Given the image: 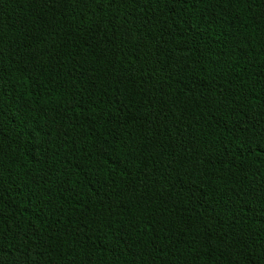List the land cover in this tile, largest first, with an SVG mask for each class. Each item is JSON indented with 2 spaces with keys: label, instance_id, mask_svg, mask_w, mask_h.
Returning <instances> with one entry per match:
<instances>
[{
  "label": "trees",
  "instance_id": "16d2710c",
  "mask_svg": "<svg viewBox=\"0 0 264 264\" xmlns=\"http://www.w3.org/2000/svg\"><path fill=\"white\" fill-rule=\"evenodd\" d=\"M0 264H264V0H0Z\"/></svg>",
  "mask_w": 264,
  "mask_h": 264
}]
</instances>
